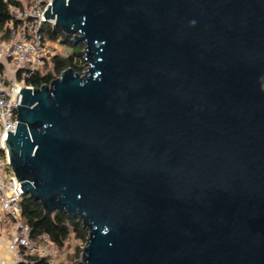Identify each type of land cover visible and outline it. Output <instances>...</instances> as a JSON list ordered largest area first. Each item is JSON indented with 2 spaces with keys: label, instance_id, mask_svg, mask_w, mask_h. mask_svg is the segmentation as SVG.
Returning a JSON list of instances; mask_svg holds the SVG:
<instances>
[{
  "label": "water",
  "instance_id": "1",
  "mask_svg": "<svg viewBox=\"0 0 264 264\" xmlns=\"http://www.w3.org/2000/svg\"><path fill=\"white\" fill-rule=\"evenodd\" d=\"M83 74L19 88L24 194L83 264H264V0H53Z\"/></svg>",
  "mask_w": 264,
  "mask_h": 264
},
{
  "label": "built area",
  "instance_id": "2",
  "mask_svg": "<svg viewBox=\"0 0 264 264\" xmlns=\"http://www.w3.org/2000/svg\"><path fill=\"white\" fill-rule=\"evenodd\" d=\"M53 0H15L9 3L13 22L10 35H0V211L3 220L13 222L7 248L14 255L11 263L0 264H64L56 261L60 252L47 233L38 241L29 238V226L22 219L20 201L25 195L10 165L5 134L16 125V104L19 88H35L26 82L52 55L46 26H55L54 19L44 18L43 12Z\"/></svg>",
  "mask_w": 264,
  "mask_h": 264
},
{
  "label": "trees",
  "instance_id": "3",
  "mask_svg": "<svg viewBox=\"0 0 264 264\" xmlns=\"http://www.w3.org/2000/svg\"><path fill=\"white\" fill-rule=\"evenodd\" d=\"M15 0H0V35L7 38L10 35V27L13 22L12 15L9 11V3ZM44 36L51 41H58L63 46L70 47L71 51L67 55L52 54L46 62L29 78L26 82L39 87L43 83H49L54 77L66 68H72L75 72L83 74L85 70V60L83 55V42L73 39L66 35L57 26H46ZM22 208V219L30 229L29 238L32 241H38L43 233H47L52 242L55 243L59 250L69 245L71 239L85 243L88 230L83 226L80 218L70 217L63 211L47 212L43 209L39 200L29 195H24L20 201ZM81 248L75 244L73 256L68 255L64 264H83L80 257Z\"/></svg>",
  "mask_w": 264,
  "mask_h": 264
},
{
  "label": "rangeland",
  "instance_id": "4",
  "mask_svg": "<svg viewBox=\"0 0 264 264\" xmlns=\"http://www.w3.org/2000/svg\"><path fill=\"white\" fill-rule=\"evenodd\" d=\"M49 52H51L52 54H60L63 53L65 55H67L68 53H70L71 49L68 46H63L62 43L56 41H51L49 40V48H48ZM86 67V65H85ZM57 77V76H56ZM3 214L2 212L0 213V231L4 232V234L6 236H10V234H12L14 228H13V222L10 220L4 221L3 219ZM75 244L79 245L82 251V247L84 246V244H82L80 241H75L73 239H71V242L69 243V245H65L64 249L60 250V252H58L57 256H56V261L57 262H64V260L67 258V256L72 255L74 253V249H75ZM81 251H80V255H81ZM75 257L73 256L72 260ZM80 259V257H79Z\"/></svg>",
  "mask_w": 264,
  "mask_h": 264
},
{
  "label": "crops",
  "instance_id": "5",
  "mask_svg": "<svg viewBox=\"0 0 264 264\" xmlns=\"http://www.w3.org/2000/svg\"><path fill=\"white\" fill-rule=\"evenodd\" d=\"M8 240L9 236L0 231V259L3 263H11L14 259L13 253L7 248Z\"/></svg>",
  "mask_w": 264,
  "mask_h": 264
}]
</instances>
